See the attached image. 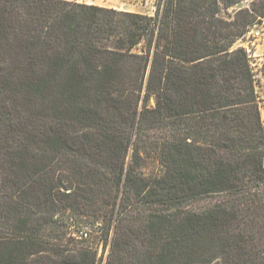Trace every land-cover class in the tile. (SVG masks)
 <instances>
[{
    "label": "trees",
    "instance_id": "16d2710c",
    "mask_svg": "<svg viewBox=\"0 0 264 264\" xmlns=\"http://www.w3.org/2000/svg\"><path fill=\"white\" fill-rule=\"evenodd\" d=\"M263 20L0 0V264H264Z\"/></svg>",
    "mask_w": 264,
    "mask_h": 264
},
{
    "label": "rangeland",
    "instance_id": "374dc122",
    "mask_svg": "<svg viewBox=\"0 0 264 264\" xmlns=\"http://www.w3.org/2000/svg\"><path fill=\"white\" fill-rule=\"evenodd\" d=\"M72 2L82 1L80 4L87 5H114L119 8L129 11H140V14L154 16L156 13V6L159 0H69ZM98 6V5H96ZM101 7V6H100ZM107 8V7H106ZM114 9V8H113ZM118 10V9H116ZM121 10V11H123ZM126 11V12H129ZM136 13V12H133ZM238 45L246 48L250 56L251 65L256 79V91L258 95L259 106L262 114V121L264 125V20L250 29L246 38L239 42ZM147 174H156L158 171V164L154 160H148L145 162ZM215 197H209L201 199L199 203L203 204L209 201L216 200ZM205 200V201H204ZM101 258V264H105L107 257L103 255L102 250L99 252Z\"/></svg>",
    "mask_w": 264,
    "mask_h": 264
},
{
    "label": "crops",
    "instance_id": "0c3cea01",
    "mask_svg": "<svg viewBox=\"0 0 264 264\" xmlns=\"http://www.w3.org/2000/svg\"><path fill=\"white\" fill-rule=\"evenodd\" d=\"M80 2H82V1H77V3H80ZM96 5L101 6V7L114 8V9H118L120 11L123 10L122 8H119L116 4H114V5H107V6H102V5H99V4H96ZM123 11H129V10H123ZM129 12L141 13L140 11H129Z\"/></svg>",
    "mask_w": 264,
    "mask_h": 264
}]
</instances>
